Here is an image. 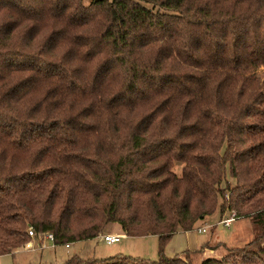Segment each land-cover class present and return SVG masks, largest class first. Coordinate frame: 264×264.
I'll list each match as a JSON object with an SVG mask.
<instances>
[{"label":"trees","instance_id":"16d2710c","mask_svg":"<svg viewBox=\"0 0 264 264\" xmlns=\"http://www.w3.org/2000/svg\"><path fill=\"white\" fill-rule=\"evenodd\" d=\"M263 68L264 0H0V254L118 223L158 259L58 264H264ZM227 209L244 245L164 254Z\"/></svg>","mask_w":264,"mask_h":264},{"label":"rangeland","instance_id":"374dc122","mask_svg":"<svg viewBox=\"0 0 264 264\" xmlns=\"http://www.w3.org/2000/svg\"><path fill=\"white\" fill-rule=\"evenodd\" d=\"M83 1L87 3L89 0ZM238 80L240 84H256V86L264 89V68L254 72L251 77L241 76ZM228 213V209L225 210L223 214H220V216H218L217 212H213L205 217L202 224L201 222L199 223V225L206 227V230L202 231L201 235L205 237L208 236L210 239H215V241L221 240L225 243L224 245L219 244L217 246L220 250V254H217L219 252L215 253V251H211L213 253L212 255L217 258L226 254L230 248L244 245V242L251 239L257 231V226L254 225L251 217L248 216L234 219L229 226H225L218 221L221 217L228 216ZM118 228L120 229L118 223H111L106 226L105 230L106 232H112ZM120 231L121 229L118 232L120 233ZM37 239L42 240L43 246H39L40 243L36 242ZM30 240L33 242V246L25 247L14 253H11V251L0 254V264H50L54 259H64L67 255L104 258L117 253L153 261L158 259L160 254L159 238L156 234L127 235L124 233V235L120 237V240L112 243H107L98 235L86 239L70 241L68 247H65V243H54L48 238H43V236L36 237L29 235V241ZM27 243H25V245H27ZM177 245V239L174 236L173 239L163 247L162 251L166 255H174ZM204 254L203 251L201 255L204 256ZM191 256L190 254V257ZM192 258L195 260V256Z\"/></svg>","mask_w":264,"mask_h":264},{"label":"crops","instance_id":"0c3cea01","mask_svg":"<svg viewBox=\"0 0 264 264\" xmlns=\"http://www.w3.org/2000/svg\"><path fill=\"white\" fill-rule=\"evenodd\" d=\"M201 224H202V222H201ZM198 226H201V225H198ZM117 230L119 231L120 229L118 228ZM117 230H113L112 233H119ZM120 234L124 235V233L121 231H120ZM201 234H202V231H197L195 228L194 229H188V230H177L176 232H174L171 235V237L169 238V240L167 241L166 244H168V242L171 241L173 239V237L175 236L177 239L178 245H177V249L175 250L174 255H176V254L180 255V254H183L184 251L189 250L192 257L195 256L196 261H200L203 257H206V256H213L212 255L213 253L211 251H215V253L219 252L220 250L218 249L217 246L219 244L220 245L225 244L221 240L215 241V239H210V237H208V236L205 237ZM41 241L42 240H40V242ZM29 242H30V244H29ZM29 242L25 246L22 245V246L15 248L11 253L18 252L25 247L33 246V242L31 240ZM39 246H40V244H39ZM68 246L69 245L65 244V247H68ZM201 251L202 252L204 251V253H205L204 256L201 255V253H202ZM217 254H220V252ZM70 256L71 255H67L64 259H58V258L54 259V261L50 264H58Z\"/></svg>","mask_w":264,"mask_h":264},{"label":"built area","instance_id":"2783aa9c","mask_svg":"<svg viewBox=\"0 0 264 264\" xmlns=\"http://www.w3.org/2000/svg\"><path fill=\"white\" fill-rule=\"evenodd\" d=\"M263 212H264V209H263ZM234 219H236L235 211L234 210H229L228 216L221 217L218 221L223 223L225 226H229ZM196 229H197V231H205L206 227L205 226H197ZM28 233H29V235H33V236H36V237L43 236V238H48L49 240L54 242V235H53L52 232H44L42 234L41 233H36L33 230L32 227H28ZM121 236H122V234H120V233H112V232H106V233H103L101 235L102 239L104 241H106L107 243H112L114 241H118V240H120ZM37 242L40 243V246L42 245L40 240L37 239ZM29 244H30V242H29ZM65 244L68 245V243H65Z\"/></svg>","mask_w":264,"mask_h":264}]
</instances>
